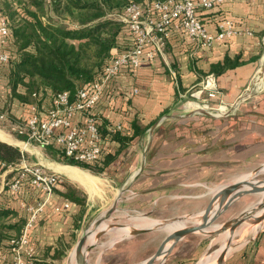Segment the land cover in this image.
Wrapping results in <instances>:
<instances>
[{"label":"crops","instance_id":"obj_1","mask_svg":"<svg viewBox=\"0 0 264 264\" xmlns=\"http://www.w3.org/2000/svg\"><path fill=\"white\" fill-rule=\"evenodd\" d=\"M202 18L208 32L214 37L210 47H198L183 32L174 29L164 52L155 60L144 63L134 73L126 71L122 73L113 81L110 96L99 106V112L103 116V123L107 129L114 125H122L125 130L129 129L134 119L138 120L141 126H147L156 119H158L156 122L164 119L162 122L164 125L160 131L158 129L160 125L155 127V141L150 142L148 146L153 154L161 151L162 155L155 159V163L149 164L154 167L153 174L147 175L148 178L144 177L148 181L152 179L151 181L167 184L162 188L166 190L184 186L183 181L193 168H199L201 174L199 179L208 180L209 173L218 170V166L222 165L216 155L218 152L225 151L227 159L224 162L232 163L235 152L256 146L259 150V145L264 143V90L256 94L254 92L259 89H255L248 96L254 95L256 98L254 107L240 103L247 100L248 97L244 99L242 97L251 84H255L257 76L264 74V0L227 1L218 7L203 11ZM223 20L231 21L236 31L241 29L249 31L237 32L232 37L224 39L217 38L219 23ZM226 57H230L233 61L237 60L238 66L220 75L211 72L212 66L223 63ZM210 76L213 77L218 91V96L212 101L209 100L210 106L222 104L235 106L240 103L239 105L243 108L238 107L225 120H219L206 112L204 113L205 121L193 122V126L191 122L190 127L168 125L167 123L172 120L179 119L180 122L187 117L177 111L183 107L182 99L186 94L200 89ZM127 86L133 87L129 103L118 95ZM113 98L117 100L115 104L111 103ZM220 126H223V129L219 134ZM150 128L147 131L150 132ZM158 132L161 135L160 142L157 141ZM141 140L136 145H139ZM116 145L118 144L114 141L111 142V150ZM132 147L130 146L129 150ZM37 162L40 163L39 158ZM129 170L132 171L131 168ZM136 173L134 172L132 180L137 178ZM3 175L5 178L1 180L0 193L5 188L6 173L0 177ZM58 190L64 191L62 188ZM66 201L69 200L54 194L50 202L51 205L62 206ZM24 204L26 203L20 204V207L24 208ZM46 208L49 210L51 207L48 204ZM69 208L70 213L66 212L62 217L40 218L37 227L38 238L34 240L38 246L36 248L38 261L42 263L52 261L51 256L58 247L59 240L65 237L69 241V238L77 231V228L71 225V221L77 218V207L70 204ZM263 223L264 220L256 229ZM186 240L185 237L180 241L165 261L159 260L155 264H194V259L198 257L196 255L198 253L202 255V247L198 244L194 251L187 253L184 249L182 252L181 245ZM251 242L257 250V264H264V230ZM248 246L246 245L239 254L227 257L225 264H250L251 248ZM54 263L56 264V260Z\"/></svg>","mask_w":264,"mask_h":264},{"label":"rangeland","instance_id":"obj_2","mask_svg":"<svg viewBox=\"0 0 264 264\" xmlns=\"http://www.w3.org/2000/svg\"><path fill=\"white\" fill-rule=\"evenodd\" d=\"M53 19L55 22L64 25H69L70 22L69 18L57 15H53ZM7 90L6 79L3 71H0V92L2 95H5ZM263 90L264 86L254 93L258 94ZM199 91L200 89H196L186 94L182 99L183 107L177 109L178 113L187 115L186 118H183L180 122L179 119L172 120L171 122L166 120L168 123L165 122L168 125L176 124L190 127L191 125L193 126V122L205 121L204 113L206 112L213 114L219 120H225L238 107L243 108V106L239 105L240 103L242 105L246 103L248 107H254L257 101L254 95H251L245 102L241 101L235 104V106L222 104L214 107L211 105V107L206 94L203 93L200 96ZM11 106L13 116H19L21 112L20 105L15 101V103H11ZM163 121L164 119H159L157 122V126L160 125L159 131L164 125L162 124ZM11 124L10 121L0 117V133L6 137H0V141L19 147L27 154L26 158L23 159L24 164L44 166L49 174L53 173L59 176L64 183L76 187L86 196V208L83 217L80 220L77 218L71 221V225H75V223L78 225L77 231L74 233L75 238H69L67 243L68 245L70 243V245L66 250V255L62 259L56 260V264H80L75 250L81 237L87 232L97 234L106 230L111 224H124L131 229L128 233H122L120 229L110 230L100 238H95V240L94 234H89L85 248L92 244H95V246L86 252L88 256L87 264L145 263V261L155 254L169 234L182 227L201 223L204 218L199 221L197 217L201 213L204 214L205 209L209 205L211 206V210L213 208L216 209V203H210L223 187L245 179L259 182L264 181V143H261L259 150H257L256 146L242 150L241 152H235L232 163L228 161L224 162L227 159L225 151L218 152L216 155L222 165L218 166V170L209 173L208 180L206 181L199 179L201 176L199 168H193L189 171V176L184 179V186L180 185L178 189H162L167 184L151 181L152 179L148 181L144 177L153 174L154 167L149 164L155 163V159L162 155L161 151L153 154V151L148 149L149 143L155 141L154 130L152 135H150L149 131H146L141 138V143L133 145L127 151L125 157H123L121 166L117 167V169L114 168V171L111 173L97 175L89 170L73 166L88 172L96 179L95 185L91 186L86 182L73 179L63 171L56 170L54 165H70L48 155L46 148L21 139L15 127ZM222 129L223 126H220L219 134ZM160 140L161 135L158 132L157 141L160 142ZM230 150L232 151V148ZM38 158L40 159V163L37 162ZM138 171H140V175L135 180H132L134 172ZM3 178H5V175L0 177V185ZM190 184L193 186H189ZM4 185L7 186L5 183ZM60 188L65 189L63 184H61ZM23 190L27 191V188H23ZM30 191H27L31 197L28 200V204L34 206L36 205L35 200L37 196L34 192ZM227 205L218 220L208 231L186 236V242L181 245L182 252L185 249L187 253H190L194 251L198 244H201L202 247V255H199V253L196 255L198 257L194 259V264H199L200 262L219 264L221 251L228 243L230 234H232V240L227 257L239 254L246 245H249L248 247L251 248L249 263L257 264V250H255V245L251 241L264 230V223L261 227L255 229L252 227L253 221L249 220V217H258L259 214L264 213V189L248 193L239 198L235 203ZM114 207L115 210L111 215L95 227L96 221L106 216ZM77 209L76 211H78ZM239 218L246 219L238 223L236 220ZM173 221H179L180 223L171 224L164 228L165 224ZM142 228L153 230L140 235H133L131 233L133 229ZM248 242H251V244H248ZM168 256H164L160 261H165Z\"/></svg>","mask_w":264,"mask_h":264},{"label":"trees","instance_id":"obj_3","mask_svg":"<svg viewBox=\"0 0 264 264\" xmlns=\"http://www.w3.org/2000/svg\"><path fill=\"white\" fill-rule=\"evenodd\" d=\"M143 1L0 0V7L10 30L8 43L4 48L9 54V60L0 62V71H3L8 87L5 95L0 92V114H8L4 119L15 126L30 117L32 106L36 105L47 111L56 95L68 92L72 100L79 89L88 88L104 71L114 49L122 51L133 44L125 24L116 19L115 14L121 13L133 2ZM53 15L69 18V25L55 22ZM238 64L237 60L226 57L223 63L213 65L211 72L220 75ZM130 72L134 73L135 69L127 71ZM132 92L133 87L127 86L118 95L129 103ZM216 97L207 98L212 101ZM15 101L21 107L19 116H13L11 111V103ZM115 101L117 100L113 98L111 103ZM97 111L99 112V107ZM157 120L147 126H141L138 120L134 119L131 127L126 130L122 125L121 129L114 125V132H110L102 123L101 129L107 144L101 158L92 163L68 160L63 151L55 146L47 147L46 152L60 162L78 166L97 175L111 173L122 164L130 146L138 144ZM19 137L25 139L22 135ZM113 141L118 145L111 150L110 144ZM26 156L19 147L0 141V175L7 173L10 167L19 165ZM23 173L25 176L21 178L22 189L12 190L10 184ZM30 179L31 174L22 169H15L6 174L7 186L0 193V264H13L11 241L21 237L30 217L25 208L20 207V204L28 203L31 198L27 191L31 190L36 194V203L46 196L40 195V189L31 185ZM62 184L64 191L54 190L48 202L51 208H45L40 218L62 217L66 212L70 213V208L59 213L54 212L55 206H58L51 205L54 194L69 200L71 205L78 208L76 215L79 220L83 217L86 196L76 187L64 182ZM23 188H27V191ZM39 222L30 231L35 249L34 264H55V260H60L66 255L70 243L68 245L65 237L61 238L51 256L52 261H38V246L35 241L38 238ZM74 226L78 228L76 223ZM74 238L75 234L72 235V239Z\"/></svg>","mask_w":264,"mask_h":264},{"label":"built area","instance_id":"obj_4","mask_svg":"<svg viewBox=\"0 0 264 264\" xmlns=\"http://www.w3.org/2000/svg\"><path fill=\"white\" fill-rule=\"evenodd\" d=\"M231 0H144L141 3L129 4L115 18L123 22L133 40L130 48L122 51L114 49L104 71L88 88H81L74 99L68 92L56 95L52 106L47 111L34 105L31 115L25 122L16 124L15 130L25 137L24 141L47 148L55 146L65 154L68 160L82 163H92L103 155L107 140L103 136V116L97 111L101 103L110 96L113 81L128 70L138 69L144 63L151 62L164 52L168 39L174 29L183 32L198 47L207 48L212 45L214 37L208 32L202 18V12L218 7ZM237 1V0H233ZM251 1V0H250ZM247 32V29L236 31L233 23L223 20L219 23L217 38L232 37L237 32ZM10 30L8 21L0 7V62H7L9 54L4 50L8 43ZM205 93L208 98L217 96V88L212 76L208 77L199 95ZM7 112L0 117H7ZM121 129V125H117ZM114 132V128H108ZM20 163L10 167L8 172L22 169L31 174L30 184L40 189V195H46L43 200L32 206L24 204L30 217L20 238L11 241L13 264H34L33 238L31 229L39 222L51 195L55 189H60L62 179L46 171L42 165H27ZM15 178L10 184L14 191L22 189L21 178ZM7 184V181L5 182ZM70 202L63 206H55L54 212L69 209Z\"/></svg>","mask_w":264,"mask_h":264},{"label":"water","instance_id":"obj_5","mask_svg":"<svg viewBox=\"0 0 264 264\" xmlns=\"http://www.w3.org/2000/svg\"><path fill=\"white\" fill-rule=\"evenodd\" d=\"M264 71V69H263ZM262 73V72H261ZM255 90V84H251V86L249 87L247 93L242 97V99L248 97L250 94H252ZM208 113V112H207ZM210 115H213L211 113H209ZM157 126V122L155 124L152 125V127L150 128V134L152 135L155 127ZM140 173V171H138L135 174V177H137V175ZM259 189H264V181L261 182L259 185L257 186H252L250 188H247V183L246 181L242 182L239 181L237 183L234 184H230L227 185L225 187H223L211 200L210 204L216 203V212L214 214V216L210 217V212H211V206L209 205L206 209H205V213H204V219L201 223H197V224H193V225H189V226H185L182 227L174 232H172L171 234H169L164 241L162 242V244L160 245V247L158 248V250L155 252V254L147 261H145V263L142 264H155L157 263L159 260H161L164 256H168L173 249L177 246V244L182 241L186 236L197 233V232H205L208 231V229H210L215 222L218 220L219 216L221 215V213L223 212V210L226 209V207L228 206L227 204H233L235 203L237 200H239V198H241L242 196L248 194V193H252L255 192L256 190ZM115 210V207L104 217L100 218L99 220L96 221L95 223V227H97L100 222H102L103 220L107 219L111 213ZM264 217V216H262ZM246 218H239L236 221L242 222L244 221ZM258 217H249V220L253 221V220H257ZM162 225V224H160ZM126 225L124 224H111L109 225V227L106 230H103L99 233L96 234V238H100L101 236H103L104 234L107 233V231L113 230L115 228H123ZM153 229H133L131 231V233L133 235H140V234H145L148 232H151ZM90 232L85 233L81 239L79 240V242L77 243L76 246V256L77 259L79 261L80 264H87V260L85 258V254L87 251H90L95 244L90 245L89 247L85 248V244L86 241L88 239V235ZM231 240H232V234H230L229 237V241L228 243L225 245V247L222 249L220 257H219V264H225L226 259H227V255L231 246ZM169 245L166 249L165 246Z\"/></svg>","mask_w":264,"mask_h":264},{"label":"bare ground","instance_id":"obj_6","mask_svg":"<svg viewBox=\"0 0 264 264\" xmlns=\"http://www.w3.org/2000/svg\"><path fill=\"white\" fill-rule=\"evenodd\" d=\"M263 64H264V57H263ZM262 64V65H263ZM262 72V70H261ZM264 73V72H263ZM264 86V74L263 75H258L257 78H256V81H255V87L256 89H261L262 87ZM0 137L1 138H6L4 134L0 133ZM54 168L58 171H63L65 173H67L68 175H70L73 179L75 180H84L85 182L89 183L91 186H94L95 183H96V179L90 175L88 172H85L77 167H73V166H65V165H54ZM246 181L247 183V188H250L252 186H257L259 185L261 182L259 181H254V180H250V179H245V180H242V182ZM216 212V209L213 208L210 212V217L214 216ZM264 213H261L258 215V219L257 220H253L254 223H252V227H254L255 229L258 227L259 223L262 221V219L264 220ZM204 218V214L201 213L200 215H198L197 219L200 221ZM177 223H180L179 221H173V222H169L167 224L164 225V228L167 227V226H170L171 224H177ZM105 228V226H103ZM248 227V226H247ZM115 229H120V232H125V233H128L130 231V227H123V228H115ZM114 230V229H113ZM89 234H94V240L96 238V233L94 232H90ZM89 236V235H88ZM168 246V245H166ZM165 246V249L167 248ZM85 258L86 260H88V256L87 254H85ZM202 264H205V263H202Z\"/></svg>","mask_w":264,"mask_h":264}]
</instances>
